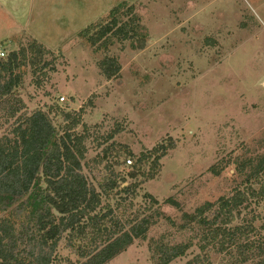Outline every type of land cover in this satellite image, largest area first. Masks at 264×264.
Returning a JSON list of instances; mask_svg holds the SVG:
<instances>
[{
  "label": "rangeland",
  "instance_id": "obj_1",
  "mask_svg": "<svg viewBox=\"0 0 264 264\" xmlns=\"http://www.w3.org/2000/svg\"><path fill=\"white\" fill-rule=\"evenodd\" d=\"M122 3L140 17L146 46L92 48L81 32L106 23ZM35 41L49 54L20 70L15 92L25 112H46L60 136L83 138V174L101 195L102 213L113 211L106 222L113 217L127 229L154 217L147 239L109 264H155L153 242L189 240L193 247L171 264L200 254V264H231L213 247L201 253L197 233L177 226L184 213L242 192L234 226L264 224V177L242 185L235 172L237 161L264 155V0H0L2 59L27 49L37 61ZM108 59L120 67L116 77L102 74ZM15 121L0 114V139L12 137ZM91 239L75 240V249ZM66 242L54 264H80Z\"/></svg>",
  "mask_w": 264,
  "mask_h": 264
},
{
  "label": "trees",
  "instance_id": "obj_2",
  "mask_svg": "<svg viewBox=\"0 0 264 264\" xmlns=\"http://www.w3.org/2000/svg\"><path fill=\"white\" fill-rule=\"evenodd\" d=\"M81 37L92 48L104 51L118 42H130L131 48L138 51L148 41L140 17L126 3L115 7L106 23L86 28ZM29 48L37 61L27 49L11 53L7 59L0 58V114L17 123L11 138L0 139V264H54L64 236L71 249H75V240L80 237H92L75 249L80 264H109L136 241L147 239L154 217L135 218V222H128L127 229L113 217L106 222L113 211L102 213L101 195L83 174V138L73 139L68 132L60 136L46 112L27 114L24 102L15 92L22 83L20 70L34 67L49 54L36 41ZM100 68L106 78L116 77L120 71L111 59L100 63ZM68 119L66 114L65 120ZM162 149L156 164L166 153ZM154 150L137 163L146 164ZM210 171L220 176L222 169L213 167ZM235 172L242 176V185L260 180L264 177V155L237 161ZM114 187L115 183L105 188ZM250 190L252 195H258ZM246 196L242 192L216 203L206 202L194 213H184L183 223L177 228L197 233L201 253L213 247L228 255L231 264H264V224L259 228L249 223L234 226ZM258 196H264V192ZM166 203L180 207L174 200ZM171 224L176 225L172 221ZM192 247L191 240L175 244L153 242V261L171 264ZM203 258L200 254L187 264H200Z\"/></svg>",
  "mask_w": 264,
  "mask_h": 264
},
{
  "label": "built area",
  "instance_id": "obj_3",
  "mask_svg": "<svg viewBox=\"0 0 264 264\" xmlns=\"http://www.w3.org/2000/svg\"><path fill=\"white\" fill-rule=\"evenodd\" d=\"M3 57H5V52L2 51V50H0V58H3ZM60 100H61V101H65L64 98H61ZM128 163L131 164L132 162H131V161H128Z\"/></svg>",
  "mask_w": 264,
  "mask_h": 264
}]
</instances>
